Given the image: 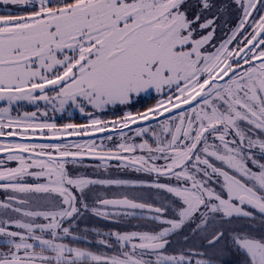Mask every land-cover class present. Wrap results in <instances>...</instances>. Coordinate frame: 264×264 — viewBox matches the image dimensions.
<instances>
[{"label": "snow or ice", "instance_id": "snow-or-ice-1", "mask_svg": "<svg viewBox=\"0 0 264 264\" xmlns=\"http://www.w3.org/2000/svg\"><path fill=\"white\" fill-rule=\"evenodd\" d=\"M0 4V264H264V0Z\"/></svg>", "mask_w": 264, "mask_h": 264}, {"label": "flooded vegetation", "instance_id": "flooded-vegetation-1", "mask_svg": "<svg viewBox=\"0 0 264 264\" xmlns=\"http://www.w3.org/2000/svg\"><path fill=\"white\" fill-rule=\"evenodd\" d=\"M4 10H5V8L0 7V12H3ZM237 15H238V13L233 11V14H232V20L233 21H235V18ZM226 32H227L226 28H224L223 31H218L217 32V38L218 39L225 38ZM157 99H159V97H156L155 95H153L151 97H145L144 99H140L131 109H127V110H131L133 112H135L136 110L143 111L147 107L153 106L156 103ZM24 110L32 111V110H34V108L31 106H26ZM105 115L107 118H113L115 115H122V112L119 109H117L114 112L110 111V112L106 113ZM167 115H165V117ZM165 117H160V119H163ZM68 122L85 123L86 117L83 116L79 112H74L71 115H69V114L67 115L66 112L63 114H57V123H68ZM152 123L155 124L156 121H152ZM99 139H100V137L97 138V140H99ZM85 163L90 164V163H94V161L91 159H88L85 161ZM112 175L114 177L119 176L122 178H128V176H129V174L126 172H117L114 169L112 170ZM101 191H104V190L101 189ZM112 191H116V189H112ZM80 227L81 228H84V227H101V228H104L105 230H107L108 228L113 227V225L107 221L97 220L96 218L92 217L90 214H86L85 217L82 218V220L80 221ZM176 239H180V238H176ZM229 264H234V258H230Z\"/></svg>", "mask_w": 264, "mask_h": 264}, {"label": "rangeland", "instance_id": "rangeland-1", "mask_svg": "<svg viewBox=\"0 0 264 264\" xmlns=\"http://www.w3.org/2000/svg\"><path fill=\"white\" fill-rule=\"evenodd\" d=\"M0 7L5 8L6 6L0 4ZM232 14H233V13H232ZM145 97H149V96H144V97H142V98H140V99H144ZM140 99H139V100H140ZM125 110H127V109H125ZM74 112H78V111L72 110V111H71V114H73ZM66 113H67V115L69 114V112H66ZM99 137H100V136H97V137H91V138L97 139V138H99Z\"/></svg>", "mask_w": 264, "mask_h": 264}, {"label": "water", "instance_id": "water-1", "mask_svg": "<svg viewBox=\"0 0 264 264\" xmlns=\"http://www.w3.org/2000/svg\"><path fill=\"white\" fill-rule=\"evenodd\" d=\"M165 115H167V113H166ZM96 137H97V136H96Z\"/></svg>", "mask_w": 264, "mask_h": 264}]
</instances>
